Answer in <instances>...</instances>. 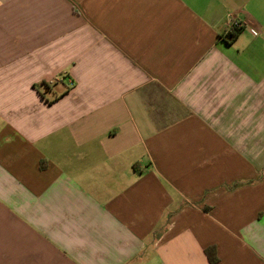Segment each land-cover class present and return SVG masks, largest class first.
Masks as SVG:
<instances>
[{
  "label": "crops",
  "instance_id": "crops-1",
  "mask_svg": "<svg viewBox=\"0 0 264 264\" xmlns=\"http://www.w3.org/2000/svg\"><path fill=\"white\" fill-rule=\"evenodd\" d=\"M210 246L264 264V0H0V264Z\"/></svg>",
  "mask_w": 264,
  "mask_h": 264
},
{
  "label": "trees",
  "instance_id": "trees-1",
  "mask_svg": "<svg viewBox=\"0 0 264 264\" xmlns=\"http://www.w3.org/2000/svg\"><path fill=\"white\" fill-rule=\"evenodd\" d=\"M241 32V28H234L232 32H230L226 38L229 39V42H233L235 38L239 35ZM205 253L207 255V258L210 262V264H220V258L217 252V247L216 246H210L207 247L205 250Z\"/></svg>",
  "mask_w": 264,
  "mask_h": 264
},
{
  "label": "built area",
  "instance_id": "built-area-1",
  "mask_svg": "<svg viewBox=\"0 0 264 264\" xmlns=\"http://www.w3.org/2000/svg\"><path fill=\"white\" fill-rule=\"evenodd\" d=\"M236 27L239 28L240 26H239L238 24H236V25H235V28H236Z\"/></svg>",
  "mask_w": 264,
  "mask_h": 264
}]
</instances>
